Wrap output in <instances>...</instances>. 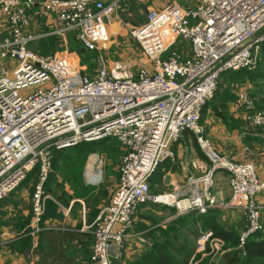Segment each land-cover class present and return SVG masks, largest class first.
I'll list each match as a JSON object with an SVG mask.
<instances>
[{
	"label": "built area",
	"instance_id": "built-area-1",
	"mask_svg": "<svg viewBox=\"0 0 264 264\" xmlns=\"http://www.w3.org/2000/svg\"><path fill=\"white\" fill-rule=\"evenodd\" d=\"M127 0H0L5 35H0V203L16 192L38 167L30 197L28 235L36 238L50 196L44 185L54 151L105 138L124 151L119 179L109 204L91 226V264H115L133 237V219L146 203L162 204L180 214L211 209L237 211L245 220L239 248L264 236L257 196L264 191L252 163L222 155L201 125L223 74L252 70L264 49V0H198L191 8L177 3L147 8L145 22L133 36L149 65L115 63L95 75L79 73L68 52L45 56L30 48L50 35L64 40L76 33L88 51H99L106 23ZM151 3L161 0H140ZM52 18L50 34L33 31L34 10ZM187 55L176 51L178 41ZM236 107L264 141V110L245 90ZM186 133L195 137L202 160L169 193L152 195L150 180L173 161V147ZM229 177L230 197L213 192L215 175ZM221 245L212 230L202 232L197 252L210 242Z\"/></svg>",
	"mask_w": 264,
	"mask_h": 264
},
{
	"label": "rangeland",
	"instance_id": "rangeland-1",
	"mask_svg": "<svg viewBox=\"0 0 264 264\" xmlns=\"http://www.w3.org/2000/svg\"><path fill=\"white\" fill-rule=\"evenodd\" d=\"M197 2L198 0H161L150 4L158 9L174 3H177L182 8H191ZM147 7L148 5L140 0H127L123 3L120 6L118 16L110 19L105 25L103 42L99 51L90 52L86 50L77 40L75 32L69 33L65 40L57 35H50L32 43L30 48L45 56L59 55L67 51L69 57L73 60L74 67L79 68V73L88 76H93L100 68L109 67L115 63H131L135 65V68L143 66L146 59L133 33L145 22ZM33 18L35 19L33 30L36 33L50 34L56 29V23H49V17L41 11H36ZM188 50L189 45L179 40L176 51L182 55H187ZM82 54H84L83 57L81 56ZM260 73L264 74V49L259 53V61L256 68L239 72H228L222 75L218 92L205 109L201 118V125L207 137L209 136L210 138V134L213 131L221 132L223 130L228 134L234 133L235 129L241 135L242 111L235 104L237 93L245 90L255 97V92L259 88L256 83L260 79ZM122 154L123 148L121 145L115 140H110L76 147L74 150L67 151L65 155L66 159L69 160L66 163L72 162L79 156L82 160L85 159L84 164L83 161H78L77 163L78 173L81 178L77 187L78 190L83 188V186L85 187L86 180L88 181L86 166L90 161L96 164L91 167L93 172L89 174L93 179L92 183H98L96 185L99 187L107 188L113 192L117 186V170ZM64 165L62 164V169L51 170V173L56 176L51 182L48 194L51 199H61L62 195H68L65 192V188L73 192V195L77 194L76 190L74 191V188H72L68 174H66L70 171H67ZM164 168L166 169L164 173H167L170 169L173 170V163L171 161L166 162ZM160 176L162 177L161 172ZM161 177L153 179L154 181L150 185L152 195L170 189L168 180L165 181V184L157 185L155 181L162 179ZM211 215H213L218 229L221 232L236 236L239 243L243 232L242 223H245L243 216L237 212L221 210ZM24 226L25 224L22 222L17 230L18 234L16 237L20 236ZM172 231L178 237L175 242L176 245L179 246L180 243H186L193 250L188 264H221L226 253L230 249L235 248L232 240H224L215 235L216 238L223 241L221 245H216V242L210 241L205 245L204 250L197 252L198 238L202 232L209 230H203V226L194 224L192 216L188 214H180L173 208L150 202L146 207L139 208L136 212L131 231V233L133 232V238L130 239L129 243H124L121 255L115 264H155L156 260L154 258L157 254L154 249L157 245L166 246V243V251L173 255L175 259H179V255H175L168 247ZM166 233H169V235ZM90 235L93 237L91 233ZM236 247L239 248V246Z\"/></svg>",
	"mask_w": 264,
	"mask_h": 264
},
{
	"label": "crops",
	"instance_id": "crops-1",
	"mask_svg": "<svg viewBox=\"0 0 264 264\" xmlns=\"http://www.w3.org/2000/svg\"><path fill=\"white\" fill-rule=\"evenodd\" d=\"M145 4L148 5L147 8H153L152 4ZM36 11L37 9L34 10V13ZM118 14L119 12L114 17L116 18ZM34 20L33 18V22ZM49 20V23H55L50 17ZM4 29L0 14L1 36L5 35ZM144 65H149L147 60ZM256 84L259 88L255 92L254 98L259 109L264 110V79L261 77ZM235 130L234 133L228 134L223 130L221 132L213 131L210 134L211 139L209 136L208 138L222 155L237 162L252 163L259 179L264 183V141L260 131L247 123L243 114L241 135L237 129ZM173 150L175 159L171 163H173L174 169L164 173L166 172L164 163L151 178L152 181L154 178H160L161 172L162 179H157L155 182L160 185L161 183L165 184V181L168 180L170 189L156 193V195L169 193L174 186L183 183L192 172L191 162L203 159L191 134L185 135L182 141L174 145ZM95 165L90 161L87 163L88 181L86 180L85 189L79 190V193L73 195V192L65 188L68 195H62L61 199L55 200L50 197L46 203L44 214L46 230L36 238L27 234L31 218V184L23 186L0 203V264H91L94 242L90 235L91 226L100 211L109 204L114 192L99 187L96 185L98 183H92L93 179L89 174L93 172L91 167ZM117 171L119 172V170ZM213 192L218 199L227 200L230 197L229 177L226 173L218 172L215 175ZM257 202L261 207L264 223V191L257 196ZM22 222L25 226L20 236L16 237ZM12 224L14 226L11 227ZM244 229L245 223H242V230L244 231ZM130 239L126 241V244Z\"/></svg>",
	"mask_w": 264,
	"mask_h": 264
},
{
	"label": "trees",
	"instance_id": "trees-1",
	"mask_svg": "<svg viewBox=\"0 0 264 264\" xmlns=\"http://www.w3.org/2000/svg\"><path fill=\"white\" fill-rule=\"evenodd\" d=\"M90 52H94V51H90ZM81 56L83 57L84 54H82ZM244 70H242V71H244ZM237 72H239V71H237ZM259 75H260L259 76L260 78L262 77L264 79V74L260 73ZM219 87H220V81L218 83V89H219ZM217 92H218V90H217ZM217 92H216V94H217ZM216 94H215V96H216ZM251 97L254 99L253 96H251ZM210 102L208 103V105L210 104ZM255 104L257 106L256 100H255ZM207 106L204 108L202 115H203L205 109L207 108ZM188 134L189 133H186L185 135H188ZM110 140H115V139L105 138V139L95 141V142H87V143L83 142V143H80L79 145H77L76 147H82L84 145H92L94 143H99V142H103V141H110ZM193 140L196 143L194 136H193ZM115 141H117V140H115ZM76 147L54 151L53 158H52L51 170L52 169H60V168L62 169V164H65L64 165L65 169L67 171L68 170L70 171V172H67L66 174H68L67 175L68 179L72 183V188H74V191L76 190V192L79 193V190L77 189V187L79 185L81 178H80V174L78 173L77 163H78V161L79 162L83 161V164H84L85 159L83 158L84 160H82V158L79 156V157H76V159L73 160L72 162L66 163L69 160L66 159V155H65L67 151L74 150ZM123 154H124V151H123ZM123 154H122V156H123ZM55 177L56 176L50 172L48 179L44 185V189H45L46 194H49L51 182L53 179H55ZM118 178H119V172H118ZM37 181H38V167H35L28 174L27 179L21 185L20 188H22L25 185L31 184V191H33L34 185L37 183ZM151 183H152V179L150 180V185H151ZM81 186H83V185H81ZM83 189H85L84 186L80 190H83ZM147 204L148 203L142 205L140 208L146 207ZM217 211H220V210L219 209H211L206 214H199L197 212H191V213H188V215L192 216V218L194 220V224H196L198 226H203V230H212V231H214V234L217 237H220L224 240L225 239L232 240V242H234L233 247H235V248L230 249L228 251V253H226L224 258L222 259L221 264H264V236L260 235V234L255 235L246 241L243 248H241V249L237 248L236 246H239L240 240L238 243V238L236 236H234L230 233L221 232L218 229V227L216 226L214 219H213V215H211V214H213ZM44 221H45V216H43V221H42L43 225H44ZM173 232L174 231H172L170 233L171 241H168V247H170V249L173 251V253L175 255H179V259H175V257H173V255L169 254L166 251V248H167V243H166V246L157 245L156 248L154 249L156 254H157V256L154 258L156 260L155 264H188L189 259L191 258L192 254H193V250H192L191 246H189L186 243H184V244L180 243L179 246L176 245L175 242L178 240V237H177V234H173ZM166 234L169 235V233H166Z\"/></svg>",
	"mask_w": 264,
	"mask_h": 264
}]
</instances>
